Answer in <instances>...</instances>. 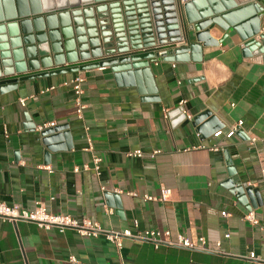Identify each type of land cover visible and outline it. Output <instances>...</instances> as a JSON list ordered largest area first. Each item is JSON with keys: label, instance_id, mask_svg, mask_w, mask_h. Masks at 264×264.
Returning a JSON list of instances; mask_svg holds the SVG:
<instances>
[{"label": "crops", "instance_id": "crops-1", "mask_svg": "<svg viewBox=\"0 0 264 264\" xmlns=\"http://www.w3.org/2000/svg\"><path fill=\"white\" fill-rule=\"evenodd\" d=\"M250 1L264 34V0ZM254 30L251 21L238 30L215 27L211 38L223 42L187 59L152 62L150 78L95 67L0 94V201L29 210L42 201L51 213L105 231L205 238L215 252L156 249L130 238L119 249L105 235L0 219V264H75L70 256L76 264H264V55L245 51L244 41ZM79 73L86 77L81 118L70 87L44 92ZM239 121L243 127L231 133ZM47 122L57 126L37 132ZM136 150L144 156L128 157ZM237 182L259 194L239 197ZM165 188L172 190L167 201L145 200ZM251 211L257 225L246 219Z\"/></svg>", "mask_w": 264, "mask_h": 264}, {"label": "water", "instance_id": "water-1", "mask_svg": "<svg viewBox=\"0 0 264 264\" xmlns=\"http://www.w3.org/2000/svg\"><path fill=\"white\" fill-rule=\"evenodd\" d=\"M0 2V94L20 82L95 67L150 78L157 51L169 49L160 60L187 59L223 42L211 38L215 27L238 30L262 16L250 0H44L43 8L39 0ZM259 32L258 26L244 36L245 51L264 55ZM237 183L239 197L259 194Z\"/></svg>", "mask_w": 264, "mask_h": 264}, {"label": "built area", "instance_id": "built-area-1", "mask_svg": "<svg viewBox=\"0 0 264 264\" xmlns=\"http://www.w3.org/2000/svg\"><path fill=\"white\" fill-rule=\"evenodd\" d=\"M186 2V0H183ZM169 54L168 48H163L157 51L158 60L162 59ZM175 67L176 65L173 64ZM86 81V77L79 73L74 78L65 81L57 86H51L47 88L44 92L53 91L60 87H70L76 97H75V105L77 115L81 118L83 111L85 109V104L83 102L84 95V83ZM21 105L25 106V99H22ZM185 104V101L181 102V106ZM187 117L191 120L192 117L187 115ZM244 125L243 121H239L236 125L231 129V133L238 132ZM57 126L56 122H47L39 125L37 127V132L42 133L45 130L55 128ZM253 142L256 140L253 139ZM89 144L91 145V140H89ZM196 149V147L194 148ZM161 151L153 152L150 157L154 159L157 155H159ZM144 153L142 150H136L134 152L128 153V157L134 158H142ZM95 168L99 170L101 159L98 157H94ZM49 170L50 167H48ZM85 170H88V166H85ZM78 172L79 169H76ZM264 174V170H263ZM172 195L171 189H163L161 191V195L159 197L153 196H145V200L147 201H167L169 197ZM0 219L3 221H9L11 223H18L21 221L29 222L36 224L39 228L44 230H51L54 228L59 229H72L76 231L80 236L83 237H99L100 235H105L107 240L114 244L119 249L122 248V240L123 238H130L137 241H146L152 243L156 249H159L161 246L167 247H178L185 248L193 251H203V252H215L212 248L207 245V241L205 238H199L197 241L192 240L191 238L179 235L176 240L171 239V234L169 231H160V230H146L144 232L133 233L131 230H126L124 232H112L105 231L101 226L89 219H77L67 214H54L48 211L44 202L38 201L35 204L34 209H25L17 205H10L6 202L0 201ZM246 219L254 225H257L259 221L255 217L254 212H250L246 215ZM137 222H135V226H137ZM230 236L227 235L226 238ZM221 242H217V246L219 247ZM69 261L71 263H78V260L75 256H70Z\"/></svg>", "mask_w": 264, "mask_h": 264}, {"label": "bare ground", "instance_id": "bare-ground-1", "mask_svg": "<svg viewBox=\"0 0 264 264\" xmlns=\"http://www.w3.org/2000/svg\"><path fill=\"white\" fill-rule=\"evenodd\" d=\"M254 24H255V28L259 26V22H254Z\"/></svg>", "mask_w": 264, "mask_h": 264}]
</instances>
